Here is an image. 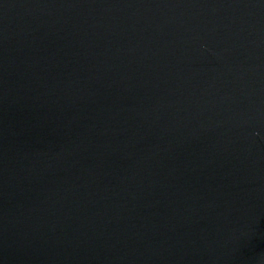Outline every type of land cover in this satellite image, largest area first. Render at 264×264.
I'll list each match as a JSON object with an SVG mask.
<instances>
[{"label":"water","instance_id":"95a60500","mask_svg":"<svg viewBox=\"0 0 264 264\" xmlns=\"http://www.w3.org/2000/svg\"><path fill=\"white\" fill-rule=\"evenodd\" d=\"M0 264H264V0H0Z\"/></svg>","mask_w":264,"mask_h":264}]
</instances>
